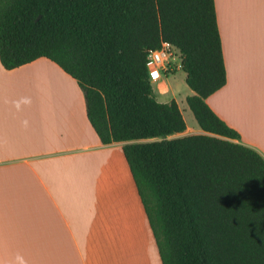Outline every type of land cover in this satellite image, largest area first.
Segmentation results:
<instances>
[{
  "label": "trees",
  "instance_id": "trees-1",
  "mask_svg": "<svg viewBox=\"0 0 264 264\" xmlns=\"http://www.w3.org/2000/svg\"><path fill=\"white\" fill-rule=\"evenodd\" d=\"M163 44L202 134L175 138L182 112L155 96ZM40 58L77 83L101 144L124 143L162 264H264V158L206 102L227 83L214 0H0L2 67Z\"/></svg>",
  "mask_w": 264,
  "mask_h": 264
},
{
  "label": "crops",
  "instance_id": "crops-1",
  "mask_svg": "<svg viewBox=\"0 0 264 264\" xmlns=\"http://www.w3.org/2000/svg\"><path fill=\"white\" fill-rule=\"evenodd\" d=\"M214 2L227 83L206 102L264 158V112L249 130V122L228 119L222 102L231 87H242L248 99L264 87L251 75L264 63L257 62V55L264 58V28H256L264 27V0ZM246 55H256L255 62ZM47 64L40 58L8 71L0 63V264H162L124 143L101 144L77 83L59 68L71 84L69 101L56 96L44 104L42 96L24 93L25 75ZM168 76L152 79L155 96L179 106ZM191 95L186 90L185 103ZM184 120L186 131L175 138L203 133L195 120L192 126Z\"/></svg>",
  "mask_w": 264,
  "mask_h": 264
},
{
  "label": "rangeland",
  "instance_id": "rangeland-1",
  "mask_svg": "<svg viewBox=\"0 0 264 264\" xmlns=\"http://www.w3.org/2000/svg\"><path fill=\"white\" fill-rule=\"evenodd\" d=\"M255 9H253L252 13H246L247 16H253ZM242 14V13H241ZM264 25V24H263ZM258 28H264L261 27V24L258 25ZM176 56L179 57V53L176 52ZM248 57V61H254L256 55H246ZM225 57H227V53H225ZM263 56L257 55V62H264ZM229 60V59H228ZM233 61L229 60V65L231 66V63ZM227 64V63H226ZM258 69H253L251 72L252 76H255L257 82H264V63H261ZM175 68L171 72L164 73L163 76L167 77L169 74H174L176 72ZM61 70H59V67L56 66L54 63L47 64L44 66H39L37 68H32L30 72H28L24 79L26 78V85L24 88L25 94H36L38 96H42L44 99L43 103H47V100H54L56 96L62 98L61 100L69 101V98L71 97V93H73L71 84L67 80L68 78H65V75L60 73ZM231 70H229L228 73H230ZM235 73H240L239 75L242 77L243 71L238 69L237 71H233ZM242 72V73H241ZM32 79L33 82H30ZM168 83L171 84L172 90L171 94H175V96L178 99L179 107L184 112V118H186L189 126H192L191 124L194 123V117L190 110L188 109L187 104L185 103V100H183V96L186 94V90H189V88L185 84L184 79V73L178 68L176 74L169 75L168 76ZM32 87V88H30ZM79 87V86H77ZM78 89V88H77ZM80 89V88H79ZM81 91V89L79 90ZM82 92V91H81ZM257 94L245 96L246 93L242 89V87H231L230 90L227 92V96L224 97L222 102L225 105L222 106L225 111V115L228 117L230 121H232L233 124L239 125L245 122H249L251 120H257L259 118V113L264 112V87L263 89L258 88L256 90ZM76 93V91H74ZM83 94V93H82ZM237 95L239 98H231V95ZM263 94V95H260ZM259 106L258 109L254 111L253 114H251V110H253L256 106ZM185 109V110H184ZM248 126L249 130H252L256 128L255 126H258L255 124V122L251 123ZM258 130V127H257Z\"/></svg>",
  "mask_w": 264,
  "mask_h": 264
},
{
  "label": "built area",
  "instance_id": "built-area-1",
  "mask_svg": "<svg viewBox=\"0 0 264 264\" xmlns=\"http://www.w3.org/2000/svg\"><path fill=\"white\" fill-rule=\"evenodd\" d=\"M176 52L173 47L163 44L160 50L149 54L147 69L152 79L180 67V56L177 57Z\"/></svg>",
  "mask_w": 264,
  "mask_h": 264
}]
</instances>
